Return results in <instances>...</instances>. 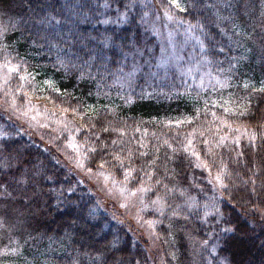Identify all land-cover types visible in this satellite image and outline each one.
<instances>
[{
  "label": "trees",
  "instance_id": "16d2710c",
  "mask_svg": "<svg viewBox=\"0 0 264 264\" xmlns=\"http://www.w3.org/2000/svg\"><path fill=\"white\" fill-rule=\"evenodd\" d=\"M175 11L228 83L230 115L246 131L237 141L196 139L210 103L150 76L159 44L144 0H0V63L16 68L8 90L67 118L88 168L162 204L155 231L167 264H264V0H184ZM194 128L222 182L206 223L209 183L186 149ZM65 171L0 113V222L21 246L18 262L149 264L141 238Z\"/></svg>",
  "mask_w": 264,
  "mask_h": 264
},
{
  "label": "rangeland",
  "instance_id": "374dc122",
  "mask_svg": "<svg viewBox=\"0 0 264 264\" xmlns=\"http://www.w3.org/2000/svg\"><path fill=\"white\" fill-rule=\"evenodd\" d=\"M144 4L149 28L159 44L152 69L150 64L148 67L150 76L157 73L167 80L175 92L186 91L192 99L207 101L211 105L206 108L201 122L196 126V139L210 138L216 141L217 147L219 143L237 141L244 136L246 131L230 115L235 113V104L229 99L228 83L216 67L211 69L196 34L175 15V10L182 8L184 0H144ZM13 70L16 71L13 64L0 63V113L5 121L15 131L44 140V144L57 154L68 177L93 195L97 208L124 224L136 239L141 238L149 264H167L165 258H171L172 254L164 253L155 231L162 204L158 200H150L144 187L130 189L103 170L88 168L67 118L54 116L35 103H17L11 97L7 84ZM132 70L127 73V77L132 75ZM194 133L195 128L189 133L186 149L194 156L198 167L205 171L209 183L208 190L201 191L202 219L206 223L209 215L214 214L212 203L221 198L222 182L214 163H208L200 156L193 142ZM207 238L214 241L213 230L208 232ZM162 245H166V242ZM214 247L210 252H215ZM20 248L17 240L4 231L0 222V264H23L18 262Z\"/></svg>",
  "mask_w": 264,
  "mask_h": 264
}]
</instances>
